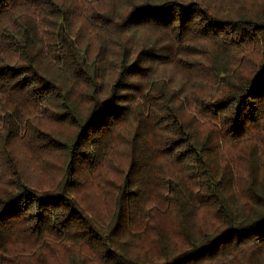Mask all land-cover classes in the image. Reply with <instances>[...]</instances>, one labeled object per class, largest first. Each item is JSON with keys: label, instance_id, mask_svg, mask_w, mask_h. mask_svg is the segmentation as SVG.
Returning a JSON list of instances; mask_svg holds the SVG:
<instances>
[{"label": "trees", "instance_id": "16d2710c", "mask_svg": "<svg viewBox=\"0 0 264 264\" xmlns=\"http://www.w3.org/2000/svg\"><path fill=\"white\" fill-rule=\"evenodd\" d=\"M121 1L0 0V264H264V0Z\"/></svg>", "mask_w": 264, "mask_h": 264}, {"label": "rangeland", "instance_id": "374dc122", "mask_svg": "<svg viewBox=\"0 0 264 264\" xmlns=\"http://www.w3.org/2000/svg\"><path fill=\"white\" fill-rule=\"evenodd\" d=\"M123 7V3L121 0H116L114 6H110L109 7V14L110 15H115L118 11H120V9ZM131 37L128 38L129 42L131 43V45H133L134 47H138V49L141 48H153V49H158L159 44L162 45L161 41L162 38H158L156 35L152 34V33H148L145 30H134L133 32L130 33ZM123 37V34H121ZM118 36L120 37L118 31L114 28V29H108L106 30L104 36H100L99 38V43L101 45V47H103L108 51V58L110 59L109 61H107L108 66L110 67V65L116 61V49L118 47L117 43H119L121 40L118 39ZM160 70H162L160 68ZM166 71V70H165ZM161 72V71H159ZM168 73V71H166ZM108 79L110 77H107ZM174 82V86L178 85L177 81H173Z\"/></svg>", "mask_w": 264, "mask_h": 264}]
</instances>
